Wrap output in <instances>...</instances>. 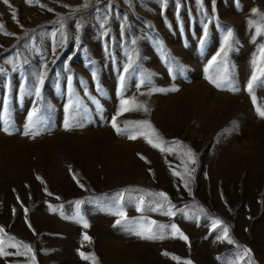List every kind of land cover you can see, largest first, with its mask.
<instances>
[{"label":"rangeland","instance_id":"374dc122","mask_svg":"<svg viewBox=\"0 0 264 264\" xmlns=\"http://www.w3.org/2000/svg\"><path fill=\"white\" fill-rule=\"evenodd\" d=\"M86 2L0 0V24L4 26L0 29V69L5 70L0 74V125L8 119L17 130H22L34 97L21 96L19 85L24 82L23 77L31 78L45 62L48 75L42 97L53 107L51 112L44 111L52 130L35 139L19 131L9 136L0 127V228L4 229L0 235L6 241L12 236L33 246L37 264H88L77 253V249H81L83 231L88 232L93 243H85L81 250L94 252L101 264H177L171 259L172 255L181 260L189 259L193 264H227L234 259L236 245L216 240L217 233L210 231V220L203 217L196 223L179 212L175 217L147 213L158 223H176L189 237V245L171 236L163 241H141L112 227L115 218L96 211L90 204L82 206L90 223L87 230L46 207L47 203L56 206L68 200L136 186L163 191L172 204L178 208L187 205L185 210L189 212L204 208L212 217L225 222L229 235L239 245L251 249L255 264H264V119L256 115L246 91L251 58L258 44L264 42V35L252 42L255 28L249 29L247 22L264 23L251 12L257 8L264 13V0H239L238 5L235 0H216L215 12L211 11L210 0H204L203 10L194 0H182V29L171 0L166 9L160 8L159 0H99V3L91 0L85 9ZM106 5L111 6L112 11L108 13L106 26L109 34L102 37L99 24L108 11ZM73 8L81 11L73 13ZM122 14L128 17L123 34ZM60 17H69L64 28L67 42L53 53L50 33L59 27L55 22ZM207 17L215 19L209 23V35L201 51V22H208ZM73 18L83 22L79 32L81 42L76 46L73 45L76 34ZM217 23L225 30L231 26L234 41H239L229 53L230 70L241 87L238 93L216 89L205 79L207 61L219 50L223 40ZM55 39L59 41L60 35ZM133 39L137 41L135 45L131 44ZM157 40L162 41L168 54L186 69L183 74L178 68L174 69L175 80L157 48ZM133 48L139 52L137 64L156 74L153 83L157 87L175 83L181 91L167 96L139 95L134 87L139 77L137 72L128 81L125 96L147 100L153 110L150 115L139 111L125 113L118 122L122 125L125 120L148 118L166 140L179 139L191 146L198 154V163L191 166L195 168L191 191L183 187L179 177L171 174L173 169L182 171L178 156L161 153L142 138L129 141L116 135L110 126V117L119 105L118 77ZM17 53L27 58L28 63L22 70L13 72L6 59ZM89 59L95 61L98 76L95 81L91 78ZM214 71L215 68L210 70ZM67 75L74 77L75 92L92 112L93 122L83 129L65 131L62 126L63 106L68 98ZM8 83L12 86L11 92ZM140 91L147 92V88L142 87ZM255 95L258 103L264 105V88L257 86ZM92 97L99 100L103 119L95 112ZM233 120L238 121L239 128L217 143L216 137ZM70 168L79 174L86 190L72 180ZM37 175L42 177L44 185L36 179ZM45 185L53 197L43 192ZM56 195L62 200L56 201ZM25 207L29 210L27 214ZM126 210L129 217L140 215L132 207ZM73 212L74 207L66 205L65 213ZM45 249L50 251L45 254ZM6 251L12 255L0 257V264H26V256L14 254L17 249L6 247ZM164 252L169 256L163 255Z\"/></svg>","mask_w":264,"mask_h":264},{"label":"snow or ice","instance_id":"6c2138e0","mask_svg":"<svg viewBox=\"0 0 264 264\" xmlns=\"http://www.w3.org/2000/svg\"><path fill=\"white\" fill-rule=\"evenodd\" d=\"M7 2V0H5ZM91 0L83 5V8H88ZM174 2L175 16L177 21H180L179 27L182 29V21L180 17V9L182 6V0H171ZM197 7L201 10L204 8V0H194ZM211 11H216V0H210ZM237 5L239 0H235ZM28 3H32V0H28ZM99 3V0H97ZM170 3V0H159L160 8L166 9ZM67 7V5H65ZM108 11L105 15L101 17V23L99 28L102 29L100 35L102 37L108 36L107 24H108V13L112 11V7L106 5ZM98 11V9H94ZM51 11V9H49ZM80 8H73L72 12H80ZM253 15L261 18L264 21V13H260L257 8L251 9ZM202 14L207 16V13L202 11ZM124 24L121 25V33H124V28L127 24L128 17L123 15ZM13 18L15 19V13H13ZM69 17H60L55 24H58V28H54L51 31L50 36L52 38V52L54 53L58 47H61L67 42V33L64 31L66 21ZM208 22L202 23V36L199 38V46L201 51L204 50L207 38L209 35V23L212 22L215 17H207ZM73 24L76 29V34L73 36V45H80L81 37L79 35L80 30L83 27L82 20H75L73 18ZM249 29L255 28V35L251 36L252 42H256L258 36L264 35V23H259L253 20L247 22ZM3 25L0 24V29H3ZM151 27V26H149ZM216 27L221 28L223 34V40L220 44L219 50L213 55L208 61L207 66L204 68L205 79L212 84L216 89L226 90L232 93H238L241 91V87L236 80L234 73L230 70L229 66V53L234 50V45L238 46L239 41H234L233 35L234 30L231 26H227L226 30L223 25L217 23ZM7 35H12L11 33H5ZM60 35V40L56 41L57 35ZM27 35V34H26ZM31 39V37H29ZM137 41L135 39L131 40V44L135 45ZM158 50L163 55L164 59L167 61L169 67L168 71L172 74V79H176L174 74V69L178 68L180 73L183 74L186 69L184 65L179 64L175 58L171 57L164 47L162 41H155ZM35 48V45H33ZM86 50V49H85ZM107 51V46L105 47ZM139 58V52L135 48L127 55V60L122 66V71L118 77V88L116 94L119 97V105L116 108L115 114L110 117V126L114 130L115 134L127 138L129 141H136L138 139H143L150 145L153 149H158L161 153H168L176 155L181 161L182 171L173 169L172 175L179 177L183 181V187L191 191L190 182L195 171V168L191 167L198 163L197 153L194 149L189 146L186 142H181L179 139H173L171 141L166 140L164 136L154 127L150 119H135V120H125L121 125L118 122V118L125 113L132 111L143 112L144 114L150 115L152 112L151 104L147 101L138 100L137 96L126 97L125 93L128 91L129 83L128 81L132 79L135 73H139L138 81L135 82L134 87L138 91L139 95H146L151 97L154 93L162 94L167 96L169 94L178 93L181 91L175 83L169 87H157L153 83V77L156 75L153 72L144 70L139 64H137V59ZM6 63L11 66L10 70L17 72L22 70L28 63L27 58H21L19 53L16 56L6 59ZM91 71L92 80H97V70L94 67L95 61L89 59L88 61ZM251 74L250 78L246 82V91L251 97L252 104L255 106V113L260 119H264V105L258 103L257 96L255 95V90L257 86L264 88V42H260L257 46L256 52L251 58ZM215 68L214 72H210ZM65 69H68V65L65 64ZM5 70L0 69V74ZM48 75L47 62H45L40 69L32 73V77H23V83L19 85V94L21 96L34 97V103L31 110L27 113L26 122L22 125V130H17L12 122L8 119L2 121V131L11 136L17 134H22L25 137H30L35 139L36 137L42 136L49 133L52 129L48 117L44 115V111L47 110L51 112L53 110L52 105L47 104L43 101L42 88L45 84V78ZM66 88H67V103L63 106L64 118L62 121V126L65 131H72L73 129H83L86 125L93 122L92 112L89 107L85 106V103L77 95L73 88L74 77L72 75L66 76ZM82 82V81H81ZM7 87L9 92H11V84L8 83ZM57 87H60L58 84ZM143 88H147V92L140 91ZM102 92V89H98ZM85 96L88 93L85 92ZM92 102L96 105L95 112L100 114L101 119H103V109L100 106L99 100L92 97ZM239 128L238 121L233 120L229 127H225L223 131L216 137V142L219 143L221 138L233 133ZM144 159L143 156L140 157ZM72 180L78 185L80 189H85L86 186L82 183L81 178L78 173H75L71 168L69 169ZM36 179L44 185V181L41 176L37 175ZM43 192L48 197H53L54 194L45 185L43 187ZM19 200V197H17ZM56 201H61L62 198L58 195L54 197ZM85 204H90L95 207L98 212L106 213L107 215L114 217V223L112 227L119 228L123 233L136 237L141 241H163L166 237L171 236L172 238H178L185 243H189V237L177 226L176 223L170 222L169 224L158 223L154 219H150L147 213H161L168 217H175L177 212L183 215L186 219L193 220L196 223L201 221L203 217L205 220H210V231L216 232L215 239L218 241H227L229 244H235L236 250L234 253V259L228 260L227 264H255L253 260V254L251 249L246 246L239 245L229 235V227L225 224L222 219L214 218L210 213L206 212L204 208L197 207L194 212L186 211L185 208H178L176 205L172 204L167 193L163 191H151L136 186H126L112 191L111 193H103L98 196H90L86 199H72L66 202H61L56 206L52 203H47L46 207L48 211L53 213L59 212V214L66 221H74L75 223L82 226L84 230L90 228L89 220L85 218L82 212V206ZM66 205L69 208L74 207V212L71 215L65 213ZM132 207L140 215L137 217H129L127 208ZM28 208H24L25 214L28 213ZM31 228V224H28ZM4 233V229L0 228V234ZM87 243L91 245L93 243V238L88 234L87 231L82 232V237L80 240L81 249L84 244ZM6 247L17 249L14 253L19 256H26V264H37L36 254L33 250V246L28 243L16 240L12 236H8L7 241L0 235V257H7L12 255L6 251ZM22 248L23 251H19ZM77 249L79 257L88 262V264H101L97 255L92 253H85L83 250ZM50 250L45 249L44 252L47 254ZM163 255L169 256L168 252H164ZM171 259L177 261V264H193L189 259L181 260L180 257L172 255ZM218 259H220L218 257Z\"/></svg>","mask_w":264,"mask_h":264}]
</instances>
